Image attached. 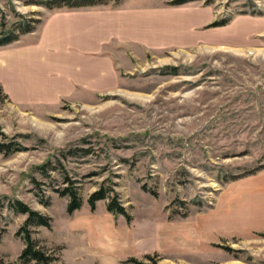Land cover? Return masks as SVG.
<instances>
[{"label": "rangeland", "instance_id": "1", "mask_svg": "<svg viewBox=\"0 0 264 264\" xmlns=\"http://www.w3.org/2000/svg\"><path fill=\"white\" fill-rule=\"evenodd\" d=\"M173 1L48 9L0 0V23L14 19L13 7L41 19L0 53L46 37L44 51L88 47L90 68L106 72L99 89L48 103L0 92V142L21 147L0 152L4 264L25 247L17 231L27 215L14 199L51 217L34 236L60 264H264V0ZM49 159L80 188L72 214L69 197L53 190L59 172L36 168ZM111 181L130 220L110 212L109 199L91 208V194Z\"/></svg>", "mask_w": 264, "mask_h": 264}, {"label": "trees", "instance_id": "2", "mask_svg": "<svg viewBox=\"0 0 264 264\" xmlns=\"http://www.w3.org/2000/svg\"><path fill=\"white\" fill-rule=\"evenodd\" d=\"M26 5H39L48 9L55 8H79V7H93L99 5H106L111 0H23ZM195 0H174L173 4L180 5L187 2ZM209 1L206 0V3ZM14 19L10 21L9 19H3L0 23V47L9 45L13 42L18 41L21 36L34 32L37 29L38 24L41 22L39 17L34 15H27L15 9L13 7ZM230 19L216 23L217 25H224L228 23ZM4 89L0 86V92ZM7 96V95H6ZM21 150L20 146H17L16 142H0V152L5 154H10L15 151ZM66 149H63L61 153H64ZM75 150V149H74ZM69 148L71 154H82L87 155L91 153V148L81 149L82 152H75ZM78 150V149H77ZM125 160V159H124ZM41 174L50 177L51 171H58L62 176V185L54 186L53 190L58 192L61 196H68L69 203L67 210L70 214L81 208L83 201L80 194V188L77 185L76 179H74L66 166L59 159L57 163H53L51 159L47 162L40 164L36 167ZM38 189H41V182L36 178L33 179ZM110 186H106L105 183L102 184L95 192L89 197V203L92 209L96 208L97 202L103 199H109L107 208L110 212L116 214H122L127 217L128 220L132 218L127 207L119 198V193L115 189L116 183L111 181ZM144 188L147 187L144 185ZM42 190V189H41ZM156 195V191L153 189H147ZM40 199V202L44 205H49L50 201L48 198L44 197L40 191L36 192ZM42 194V195H41ZM10 207L17 213L26 214L27 217L23 224L17 231V235L21 236L25 242V247L18 256L16 261L10 262L9 264H60L61 257L53 249H50L43 245L39 239L34 236V226L42 225L46 227H51V217L42 213L41 211L32 208L29 204L25 203L20 199H14L10 202ZM137 262V261H136ZM0 264H4L3 258L0 257ZM137 264H149L144 262H138ZM154 264H161L155 261Z\"/></svg>", "mask_w": 264, "mask_h": 264}, {"label": "crops", "instance_id": "3", "mask_svg": "<svg viewBox=\"0 0 264 264\" xmlns=\"http://www.w3.org/2000/svg\"><path fill=\"white\" fill-rule=\"evenodd\" d=\"M64 30L63 26L53 30L59 35L54 39L57 45L62 41L60 35H63ZM45 38L34 46L0 53V82L12 101L48 103L77 88L96 90L105 83V80H98L104 79L105 70L99 72L89 66L88 47L66 51L61 44L62 48L54 52L44 51L48 44V38ZM86 42L88 45V40ZM98 58L103 62H111L108 57ZM91 77L94 78L92 83Z\"/></svg>", "mask_w": 264, "mask_h": 264}]
</instances>
